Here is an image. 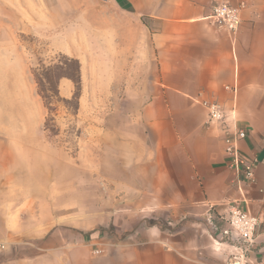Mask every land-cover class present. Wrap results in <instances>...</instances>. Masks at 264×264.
Listing matches in <instances>:
<instances>
[{
  "label": "crops",
  "instance_id": "crops-1",
  "mask_svg": "<svg viewBox=\"0 0 264 264\" xmlns=\"http://www.w3.org/2000/svg\"><path fill=\"white\" fill-rule=\"evenodd\" d=\"M226 1L246 4L233 34L208 19L213 4ZM101 2L85 11L87 40L101 41L123 67L125 96L133 98L132 110L154 153L133 188L149 196L147 204L134 212L163 211L169 226L184 225L179 231L139 227L145 218L122 220L125 206L119 200L103 210L96 233L80 231L72 240L68 229L57 228L56 187L4 183L0 251L9 258L0 264H226L234 248L220 242L226 227L220 215L236 201L261 220L258 247L250 255V262L259 264L264 260V0ZM44 16L28 0H0V56L13 54L17 33L42 35L47 26L57 32V23H45ZM210 104L221 105L229 123L247 132L240 150L256 162L255 182L242 191L221 126L207 123ZM122 191L128 188L118 183L116 192ZM111 227L119 231L114 240L103 237ZM91 235L105 240L100 255L94 253L97 243L87 241Z\"/></svg>",
  "mask_w": 264,
  "mask_h": 264
},
{
  "label": "rangeland",
  "instance_id": "rangeland-1",
  "mask_svg": "<svg viewBox=\"0 0 264 264\" xmlns=\"http://www.w3.org/2000/svg\"><path fill=\"white\" fill-rule=\"evenodd\" d=\"M28 1L45 13V23H57V32L47 26L42 35L17 33L13 54L0 56V184L56 187L61 220L57 228L68 229L72 240L80 231L96 233L93 228L102 223L104 211L117 207L119 200L125 206L122 220L139 215L146 221L139 227L156 224L163 231L181 230L184 224L169 226L163 211L134 212L147 204L149 196L141 197L133 188L154 153L144 141L139 114L132 110L133 98L125 96L123 67L107 55L101 41L87 40L91 33L85 11L99 7L101 0ZM60 55L80 61L82 89L71 104H57L49 112L37 94L33 73L42 64L57 63ZM60 91L72 100L75 86L63 80ZM118 183L128 191L117 193ZM133 226H126V232ZM98 231L102 235L104 230ZM118 232L111 227L103 237L114 240ZM103 237L87 239L97 243V255L103 250ZM7 258L0 251V263Z\"/></svg>",
  "mask_w": 264,
  "mask_h": 264
},
{
  "label": "built area",
  "instance_id": "built-area-1",
  "mask_svg": "<svg viewBox=\"0 0 264 264\" xmlns=\"http://www.w3.org/2000/svg\"><path fill=\"white\" fill-rule=\"evenodd\" d=\"M245 3L238 6L230 2L215 3L208 19L219 29L227 33H236L241 25V13ZM208 124L221 126L225 153L231 159V169L236 173L238 185L242 191L243 185L255 182L256 162L244 157L240 150V142L247 137L246 130L234 127L229 123L230 114L219 104L207 105ZM220 218L226 227L220 232V242L232 246L234 252L229 255L226 264H253L250 255L258 245L257 231L261 220L247 210H242L239 202L228 204ZM259 264H264V260Z\"/></svg>",
  "mask_w": 264,
  "mask_h": 264
},
{
  "label": "trees",
  "instance_id": "trees-1",
  "mask_svg": "<svg viewBox=\"0 0 264 264\" xmlns=\"http://www.w3.org/2000/svg\"><path fill=\"white\" fill-rule=\"evenodd\" d=\"M33 74L38 88L37 94L49 112H54L57 104H71L81 94V63L75 58L60 55L57 63L48 66L42 64ZM63 79L72 81L75 86V95L72 100H67L61 95L60 82Z\"/></svg>",
  "mask_w": 264,
  "mask_h": 264
}]
</instances>
